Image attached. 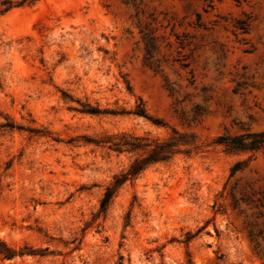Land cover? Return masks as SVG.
Returning <instances> with one entry per match:
<instances>
[{
    "label": "rangeland",
    "instance_id": "rangeland-1",
    "mask_svg": "<svg viewBox=\"0 0 264 264\" xmlns=\"http://www.w3.org/2000/svg\"><path fill=\"white\" fill-rule=\"evenodd\" d=\"M172 130L98 215L97 142ZM263 130L264 0H0V264H264V148L217 144Z\"/></svg>",
    "mask_w": 264,
    "mask_h": 264
},
{
    "label": "trees",
    "instance_id": "trees-1",
    "mask_svg": "<svg viewBox=\"0 0 264 264\" xmlns=\"http://www.w3.org/2000/svg\"><path fill=\"white\" fill-rule=\"evenodd\" d=\"M134 114L146 117L142 109L134 112ZM182 137V135H179L176 131L172 130L171 135L161 142H148L146 139L128 134L107 137L97 142L117 155L124 153H134L138 155V157L135 158L124 171L115 175L112 182L105 188L99 202L98 215H104L106 213L117 190L126 181L136 179L150 165L168 162L178 152L179 145L184 143ZM217 144L224 147L225 151L231 153H255L264 148V130L254 133H244L238 136L222 135L218 137ZM237 170L238 168L236 165L232 171L235 173ZM22 255L23 252H17L11 249L0 240V258L2 260L12 259L16 256Z\"/></svg>",
    "mask_w": 264,
    "mask_h": 264
}]
</instances>
